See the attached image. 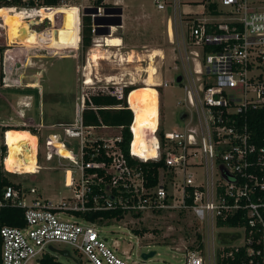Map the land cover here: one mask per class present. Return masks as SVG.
<instances>
[{
	"label": "built area",
	"instance_id": "2783aa9c",
	"mask_svg": "<svg viewBox=\"0 0 264 264\" xmlns=\"http://www.w3.org/2000/svg\"><path fill=\"white\" fill-rule=\"evenodd\" d=\"M105 1L93 6L95 9L91 7L89 13L93 42V35L100 30L107 28L110 34L109 28L117 27L108 24L115 18L111 8L104 6ZM153 1L157 9L169 8L166 32L170 41L175 34L179 41L176 60L181 62L184 74H178V83L185 94L179 102L183 105L180 127L162 128L159 112L157 126L146 140V149L153 153L135 152L129 92L125 94L123 87L112 91L107 88L108 94L125 99L132 111L128 125L131 138L124 152L121 126H114L118 132L104 135L94 130L109 126L83 123L86 102L95 107L92 93L79 89L74 120L45 126L62 131L45 136L44 157L47 161L55 159L64 169L63 183L69 193L55 201L42 199L35 187L24 188L11 180L13 184L1 189L0 206L23 209L24 222L21 226L0 227V264H38L51 249H60L56 243L73 248L79 256L74 260L78 264H165L153 259L155 253L143 259L132 247L124 250L115 240L108 244L99 227L122 222L141 245L139 230L129 224L145 214L166 210L189 212L207 232L203 246L181 252L178 264H225L223 259L239 247L245 248L249 264H264V126L260 124V115H264V0H203V12L211 19L189 16L185 25L180 0ZM41 2L19 0L5 7L18 11L29 28L37 31L33 26L49 21L40 20L39 9L53 7ZM173 22L180 26L181 40ZM79 35L78 44L81 22ZM9 50L5 49L4 55ZM8 59L11 56H4L2 61L3 87L9 86L7 77L12 74ZM83 85H87L85 79ZM22 125L38 130L44 127L32 119ZM69 138H75V149ZM57 144L68 154H60ZM6 150L3 134L0 163L3 170L11 172L4 166ZM102 212L115 213L105 216ZM225 229L238 237L216 246L214 232ZM226 245L231 248L229 252L223 251Z\"/></svg>",
	"mask_w": 264,
	"mask_h": 264
},
{
	"label": "rangeland",
	"instance_id": "374dc122",
	"mask_svg": "<svg viewBox=\"0 0 264 264\" xmlns=\"http://www.w3.org/2000/svg\"><path fill=\"white\" fill-rule=\"evenodd\" d=\"M115 1L117 3H114ZM202 1L180 0V11L182 17H184L182 20L183 25L189 22L190 18L186 19L189 16L198 20L211 19L207 13L203 12ZM136 2L139 6H143L144 11L142 13L141 10L137 9ZM60 3L65 4L64 6L79 8L78 12H80V15L86 14L83 12V8H86L87 12L89 11L87 13L89 15L91 7L96 6L95 0H60ZM60 6L62 5L57 7ZM104 6L111 8V12L114 11V7L122 6L125 10L124 18L144 19L142 22L138 21L140 23L134 27H132L131 23H127V25L125 23L123 27L118 26L114 28V35L118 36L120 34L124 37L122 46H119L120 48L114 46L107 47L108 51L102 52L108 58L100 59L96 66L87 69H84V65L87 63L89 48L93 45V38L91 45L85 50L81 51L80 44H78L75 49H67L65 47L66 49L59 50V52L54 54V51L50 47L45 46V43L31 46L11 44L7 41L5 28H0V126L10 123L13 126L24 127L21 122L25 121V119L27 120V117L35 122H39L41 118L40 122L44 125L40 130L32 127L37 132L36 153H38L36 154V159L38 165L41 166L39 171L36 173H32L31 171L10 172L8 178L15 183H19L24 188L35 187L37 190L36 195L42 199L47 198L55 201L62 195L69 193V189L63 183L64 169L57 166L55 159L47 161L44 157L46 151L44 146L45 136L52 131L59 133H62V131L57 128L48 129L45 126L70 123L74 120L75 104L78 100L77 91L79 89L81 91L82 88V91L87 92L89 95L97 90L108 92L107 88L110 91L115 90L119 85H115L112 81H106L105 78L118 72L119 68L124 66L125 62L117 60L121 55L127 56L128 52L133 50V54H135L134 59H142L129 64L128 77L132 75L131 80L135 82L133 87L136 86V89L129 94L131 104L133 93L138 88L143 87L142 79L146 77L144 69L149 65L147 54L154 48L162 51L163 56H157L154 65L158 70V82L165 83V85L147 88L151 91L157 102L156 122L147 130H150V132L154 131L157 126L159 112L162 128L169 130L180 127L179 111L183 108V105L179 102H182L185 94L181 85L176 81V76L180 73L184 74V72L181 62L176 60L179 56V41L176 38V34L173 41H170L165 29L166 19L171 15L169 8L157 9L153 0H125V3L118 0H106ZM16 16L23 18L22 15ZM113 16L112 18H116V13ZM112 22L114 20H109V23ZM49 25L50 22L45 21L40 26L33 27L37 31H41ZM0 26L4 25L1 24ZM173 27L181 40L180 26L173 22ZM110 31L111 28H109V33ZM109 35L111 34H106L105 36ZM94 36L96 39L102 37L101 34ZM5 49H10L6 55H4ZM4 56L7 58L11 56V60L8 59V65L12 66V74L10 77H7V82L11 83V87L7 89L3 88L2 80V76H4L2 72ZM88 75L93 78V81L87 85H83V80ZM23 76H33L39 85L35 86L31 83L23 84L21 82ZM12 77L14 79H10ZM183 78L185 77L183 76ZM23 88H26V94L18 93L15 90ZM8 89L13 93H10ZM23 95L30 96L28 100L29 104L27 103L25 106H22L20 103ZM18 115H22V117ZM24 129L26 128L24 127ZM29 131L31 132L30 129ZM94 132L96 134L112 135L118 132V129L114 126L99 127ZM2 135V129H0V144ZM138 136H140L143 142L148 137L147 134L145 137L139 133ZM69 141L75 149V138H69ZM129 226L139 231L143 229V232L139 234L141 235V240L139 241L141 245L138 244L132 230L122 222H107L102 224L99 227V233L108 240V244L115 240L120 248L127 250L132 247L133 251L138 255L144 250H155L153 259L165 264H178L182 255L181 252L198 245L196 234L199 233L201 235L200 241L202 244L205 242L207 234L204 228L187 211L166 210L160 213L145 214L139 221L132 222ZM221 232L230 233L231 230L225 229L214 232L216 246L221 243L219 237V233ZM55 246H57L56 248L66 249L70 253V256H66L57 250L51 249L49 254L55 257L56 260L63 264H78L73 260V258H79L73 248L64 243H56ZM81 259L84 261L85 258L82 256Z\"/></svg>",
	"mask_w": 264,
	"mask_h": 264
},
{
	"label": "bare ground",
	"instance_id": "6f19581e",
	"mask_svg": "<svg viewBox=\"0 0 264 264\" xmlns=\"http://www.w3.org/2000/svg\"><path fill=\"white\" fill-rule=\"evenodd\" d=\"M0 7L4 8L1 16L8 42L17 43L20 45L22 44L25 46H31L36 43L41 45V43H45V46L50 47L54 51V54L59 52V50L66 48L75 49L77 47L80 39V35L78 34L80 31V16L76 7L62 5L56 8H40V20L48 19L50 22L48 28H45L42 31L30 29L28 22L25 19L16 16L21 15L18 11L5 6ZM31 22L34 23V21ZM22 29H24L26 32V35L23 38H21ZM122 43L123 42L119 36L113 35L102 36L96 39L89 49L88 60L84 65V69L96 66L100 59H107L108 57L102 52L108 51L107 47L120 46ZM133 53V50L129 51L127 56L121 55L117 60L119 62H134L135 54ZM157 56H163L162 51H160L158 48L151 49L147 54L149 65L144 69L146 72V77L142 79L143 87L138 88L133 93L131 104L128 95L130 107L134 111V138L132 142V148L139 154H144V152L147 150V147L146 140L143 142L140 136H138V133L145 136L146 133L144 134V131H146L156 122L157 102L151 94V91L147 88L156 86L159 83L157 78L158 70L154 65L155 58ZM139 60L142 59L139 58ZM107 80L110 81V77L107 78ZM92 81L93 78L90 75L85 77V84H89ZM31 84L35 86L37 85L35 80ZM147 131L148 137H145L146 139H150L151 132L150 130ZM3 134L7 148L4 159L5 168L11 172L36 171L39 167L36 159V154L38 153H36L37 136L28 129L24 128H9L3 131ZM57 145L60 154H68V151L65 148H62L59 144ZM147 153L152 154L153 151L147 150ZM22 155L25 156V161L23 160ZM67 180H69V172L67 173Z\"/></svg>",
	"mask_w": 264,
	"mask_h": 264
},
{
	"label": "trees",
	"instance_id": "16d2710c",
	"mask_svg": "<svg viewBox=\"0 0 264 264\" xmlns=\"http://www.w3.org/2000/svg\"><path fill=\"white\" fill-rule=\"evenodd\" d=\"M42 4L44 5H53V7H57L55 5L60 4V0H41ZM101 0H95V4H98ZM19 0H11L3 2H0V6H8L11 4H18ZM59 6V5H58ZM213 8V5H211ZM4 8L0 7V22H2V12ZM81 43H80V50H85L88 48L92 43V33H91V20L90 15L88 14H82L81 15ZM0 24V25H1ZM115 27H111L110 34L113 36H116L113 34V30ZM136 86H128L123 88L124 93L130 92L135 90ZM31 89V88H30ZM18 93L25 94L26 88L24 89H16ZM128 94V95H129ZM91 102L94 105L95 108H92L87 106L82 111V117H83V123L85 125H99L104 124L107 126H121V135L123 139L122 148L124 152H127V145L131 138V134L128 130V125L132 120V111L127 107L125 99H119L115 95L108 94L107 92L103 90H97L96 93H92L90 96ZM260 124H263L264 126V115H260ZM9 128H18L23 129L24 127H18L13 126L10 124L0 126V129L3 131L9 129ZM28 129L31 130V132L34 134V128L29 127ZM264 132V130H263ZM1 152H5V145H1ZM10 172H7L2 169V164L0 163V191L2 188L9 186L10 184H13L9 178L8 174ZM115 213V212H114ZM113 212H102L105 216H111L114 214ZM24 218H23V209L19 207H13L10 205H3L0 206V227L3 225H17L21 226L23 225ZM229 225H232L231 220L228 221ZM135 232H138L137 230H134ZM139 232H143V229H141ZM197 237V243L198 245L196 247L201 248L203 245H201V235L198 233L196 234ZM1 242V239H0ZM193 249V247H191ZM231 248L229 245H226L224 247V252H229ZM231 254L223 259V262L225 264H249L247 261V255L245 254V248L239 247L237 250H231ZM38 264H63L56 260L53 256L49 254L43 255L39 260Z\"/></svg>",
	"mask_w": 264,
	"mask_h": 264
},
{
	"label": "crops",
	"instance_id": "0c3cea01",
	"mask_svg": "<svg viewBox=\"0 0 264 264\" xmlns=\"http://www.w3.org/2000/svg\"><path fill=\"white\" fill-rule=\"evenodd\" d=\"M118 1H120V2H122V3H125V0H118ZM136 5H137V9H139V10H141V13L144 11V9H143V6H139V4L136 2ZM119 7V6H118ZM139 7V8H138ZM120 8H121V12L120 13H116V16H120V19H121V24L120 25H116L117 27L119 26V27H123V25L125 24V25H127V23H131V25H132V27H134L135 25H138L140 22H142L143 21V19L144 18H124V16H125V10H124V7H122V6H120ZM167 20V19H166ZM138 21H140L139 23H138ZM165 26H166V23H165ZM165 29H166V27H165ZM114 33V32H113ZM98 34V33H97ZM99 35V34H98ZM103 35H105V34H103ZM120 38H121V40H122V42L124 41V37L122 36V35H118ZM123 44V43H122ZM122 44L120 45V46H122ZM114 47H119V46H114ZM120 48V47H119ZM90 49V48H89ZM132 51V50H131ZM121 54V53H120ZM117 55V54H116ZM139 61V58L138 59H134V61ZM130 63L129 62H125V64H124V66H121L120 68H119V71L118 72H116V73H114V74H111L109 77H110V81H112V83H114L115 85H119L118 87H128V86H132V84H135V83H133V81L131 80L132 79V75H131V77H128L129 76V71H128V69L130 68V65H129ZM126 72V74H124L125 72ZM124 72V73H123ZM132 73V72H131ZM134 73V72H133ZM10 77V76H9ZM109 77H106L105 78V80H107V78H109ZM10 79H14L13 77L12 78H10ZM130 79V80H129ZM8 81V80H7ZM12 81V80H11ZM108 81V80H107ZM9 83V82H8ZM127 83V84H126ZM9 86H7V87H3L4 89H7L8 87H11V83H9L8 84ZM39 84H37L36 86H38ZM9 90V89H8ZM16 90V89H15ZM9 92H10V90H9ZM10 93H13V92H10ZM26 94V93H25ZM29 98H30V96L29 95H23V98H22V101L20 102L21 104H22V106H25L27 103L29 104ZM18 116H20V117H22V115H18ZM31 118H28L27 117V120L25 119V121H22L21 122V124L23 123V122H26V121H28V120H30ZM40 121H41V118H40ZM39 121V122H40ZM7 124H10V123H7ZM26 128V127H25ZM26 129H28V128H26ZM29 130V129H28ZM34 130H36L35 128H34ZM35 133V135L37 136V132L36 131H34Z\"/></svg>",
	"mask_w": 264,
	"mask_h": 264
},
{
	"label": "water",
	"instance_id": "95a60500",
	"mask_svg": "<svg viewBox=\"0 0 264 264\" xmlns=\"http://www.w3.org/2000/svg\"><path fill=\"white\" fill-rule=\"evenodd\" d=\"M92 8L95 9V7H92ZM113 9H114V11H113L114 13H120L121 12V8L120 7H114ZM85 11H87L86 8L84 9V12ZM107 12H109V11L107 10ZM108 24L120 25L121 24L120 16L119 15L116 16L114 22L108 23ZM107 33H108V29L107 28L104 29L101 32H98V34H107ZM25 35H26V32H25L24 29H22L21 30V38L25 37ZM180 79H181V75H177L176 76V81L178 82V81H180ZM34 80H35V78L33 76H23L21 78V82L23 84L33 83ZM22 158H23L24 161L26 160V158H25L24 155H22ZM219 237H220V240H221L222 243H231L232 241H234L235 238L238 237V234H236V233L221 232V233H219ZM57 251L60 252L63 255L70 256L69 251L66 250V249H58ZM154 253H155V250H148L146 252L142 251L141 254H140V256H141V258L146 259L148 257H151ZM73 260H75V258H73Z\"/></svg>",
	"mask_w": 264,
	"mask_h": 264
}]
</instances>
